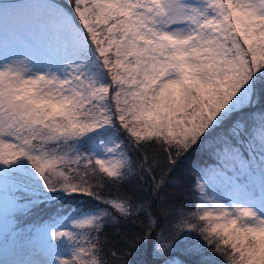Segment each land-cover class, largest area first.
<instances>
[{"label": "snow or ice", "instance_id": "1", "mask_svg": "<svg viewBox=\"0 0 264 264\" xmlns=\"http://www.w3.org/2000/svg\"><path fill=\"white\" fill-rule=\"evenodd\" d=\"M261 101L264 0H3L0 210L23 257L10 264H133L144 250L186 264L185 245L195 264H264ZM197 152L208 163L185 187L173 173ZM134 182L146 196L123 191ZM41 206L51 214L28 222ZM109 228L121 248L105 250Z\"/></svg>", "mask_w": 264, "mask_h": 264}, {"label": "trees", "instance_id": "2", "mask_svg": "<svg viewBox=\"0 0 264 264\" xmlns=\"http://www.w3.org/2000/svg\"><path fill=\"white\" fill-rule=\"evenodd\" d=\"M261 109H264V101H261V103L256 105L255 112L259 113ZM123 138V134H122ZM146 150L149 154H151L154 149L149 145L146 146ZM131 155L135 158L136 153L132 152ZM203 159V163L207 164V158L203 155V153L197 152L189 156L186 160L182 162V164L177 168L176 172L173 173L174 177H182L183 178V185L186 187L188 184L189 176L188 173L192 171V169L195 167V165H199ZM208 176L213 175V169L209 168L208 170ZM146 187V185L140 184L138 182H134L131 185L126 186V188L123 191L132 192L137 199H141L144 196L147 195L143 189ZM162 191L167 194L170 191H175L176 193H179V195L175 196L174 199L177 203H183L186 208L191 209L193 207L192 200L189 198V193H183L182 189L180 187H175L173 183H169L165 185V187L162 189ZM50 214H44L40 212H36L35 210L32 211L31 216L40 219L49 216ZM131 229V226H125V230ZM136 230V229H131ZM106 233L109 237V243L106 247V251H109L111 248L119 249L122 247V241L118 235H116L111 228L106 229ZM188 246L185 245L183 247H178L176 249V253L180 257L186 258V262L190 264H195V261L198 259V257L190 256L188 255L186 248ZM133 264H153V258L150 255L149 250H144L138 255L133 256Z\"/></svg>", "mask_w": 264, "mask_h": 264}, {"label": "rangeland", "instance_id": "3", "mask_svg": "<svg viewBox=\"0 0 264 264\" xmlns=\"http://www.w3.org/2000/svg\"><path fill=\"white\" fill-rule=\"evenodd\" d=\"M0 2H3V0H0ZM23 2H31V0H23ZM59 2L67 6V0H59ZM208 179L210 181V188L213 185H216L217 187L219 186L220 181L214 171H213V175L208 176ZM34 210L36 212H40L44 214H51L50 209L44 206L37 207ZM9 216H10L9 212H7L6 210H0V226L2 228L8 227L9 230H12L13 221L12 219L7 218ZM30 217L31 216L26 217V219L28 220V222L31 223ZM10 235L9 237H4L2 235L0 236V264H10V262L14 260L23 258L16 251L15 245L11 240ZM44 243H45L44 238L41 236L37 238V240L35 241V247L40 248L44 245ZM186 264H190V263L186 262Z\"/></svg>", "mask_w": 264, "mask_h": 264}]
</instances>
